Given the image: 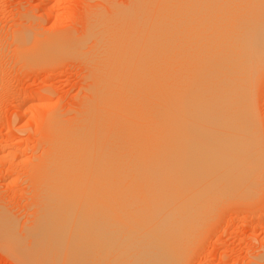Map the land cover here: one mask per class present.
<instances>
[{
	"label": "bare ground",
	"instance_id": "bare-ground-1",
	"mask_svg": "<svg viewBox=\"0 0 264 264\" xmlns=\"http://www.w3.org/2000/svg\"><path fill=\"white\" fill-rule=\"evenodd\" d=\"M119 6L109 27L102 18L85 113L49 121L32 223L0 212V246L27 264H184L223 205L264 185L253 95L264 0ZM27 31L20 46L35 54L41 37Z\"/></svg>",
	"mask_w": 264,
	"mask_h": 264
},
{
	"label": "rangeland",
	"instance_id": "rangeland-1",
	"mask_svg": "<svg viewBox=\"0 0 264 264\" xmlns=\"http://www.w3.org/2000/svg\"><path fill=\"white\" fill-rule=\"evenodd\" d=\"M130 1L49 0L42 7L40 0H0V212L19 220L20 229L34 217V168L48 152L49 121L75 122L83 116L101 60L98 31L104 21L109 27V15ZM27 30L41 37L35 51L44 52H30L35 46L29 42L32 48L23 50ZM263 50L258 56L264 57ZM260 60L253 95L264 146V58ZM257 194L251 201L223 205L198 232L184 264H264V185ZM0 264L27 263L0 246Z\"/></svg>",
	"mask_w": 264,
	"mask_h": 264
}]
</instances>
